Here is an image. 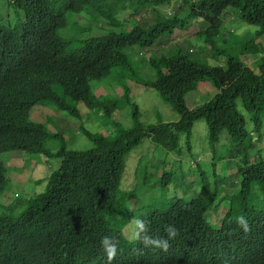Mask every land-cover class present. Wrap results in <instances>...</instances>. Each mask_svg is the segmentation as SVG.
<instances>
[{"label":"trees","instance_id":"trees-1","mask_svg":"<svg viewBox=\"0 0 264 264\" xmlns=\"http://www.w3.org/2000/svg\"><path fill=\"white\" fill-rule=\"evenodd\" d=\"M108 1L0 0V156L19 151L31 157L30 163L40 156L59 160L39 181L45 183L42 192L0 206V264H109L102 252L104 237L116 245L112 259H119L111 264H150L154 244L145 246L138 238L132 250L123 241L119 215L127 216L131 204L154 211L146 234L167 241L170 264H264V157L250 154L264 129V0H138L153 9L147 26L121 23L104 9ZM170 3L171 15L159 12ZM139 8H133V16ZM85 11L117 31L88 37L80 41L79 52L67 54L68 39L84 22L72 17L67 24L66 15ZM231 15L255 28L248 42L226 31L222 17ZM195 22L205 26L192 40L203 52L188 56L178 47L163 50L172 36L193 30ZM135 48L151 55L138 69L150 71L137 80L136 93L156 92L175 119L152 108L139 110L129 88L114 99L93 96L90 84L110 79L114 68L136 73L126 54ZM244 57L255 58V66H246ZM55 85L63 96L53 91ZM202 85L213 96L190 108L187 99ZM66 98L82 103L87 112L81 116ZM43 101L78 119L62 126L75 128L89 144L70 150L65 132L51 134L31 121L32 108ZM124 111L130 127L115 121ZM196 121L207 128L208 172L183 175L180 160L191 152ZM220 136L225 152L217 158L213 147ZM50 138L59 142L56 152L45 145ZM131 155L136 174L127 188L121 181ZM228 168L229 193L220 197ZM7 182L0 157V195ZM168 183L171 190L195 188L189 191L195 190L194 196L169 201V189L159 188ZM216 212L219 223L211 220ZM237 216L246 219L247 231L236 223ZM167 225L175 228L174 236L165 232Z\"/></svg>","mask_w":264,"mask_h":264},{"label":"rangeland","instance_id":"rangeland-1","mask_svg":"<svg viewBox=\"0 0 264 264\" xmlns=\"http://www.w3.org/2000/svg\"><path fill=\"white\" fill-rule=\"evenodd\" d=\"M134 4L136 6H134ZM137 7L139 8V13L136 16L132 15L133 8ZM104 9H107L113 16L117 18H122L120 21L121 23H124L125 21H134L136 23H139L143 26H147L149 24V21L153 19L154 13L152 7H146L143 6L141 3L138 4V0H110L107 4L104 5ZM156 10V9H155ZM159 12L165 15H171L173 12L172 9V3L161 6L158 8ZM232 13L233 11L227 10L226 13ZM234 13V12H233ZM95 14L90 11H85L84 14L81 13V15H74V14H67L66 20L67 24H70L72 17L75 18L76 21L79 19H82L84 23L79 25V28L74 31L71 34V40H69V47L67 48V54H74L79 52V49L81 47L82 40L92 37V36H101L103 34H107L112 31H117L112 26H106L105 20H97L94 22ZM224 20V26L226 31L229 34L233 35L234 37L242 42H248L251 38V34L255 28L248 27L247 25L238 22L237 18L233 15L227 16V18L222 17ZM197 22V21H196ZM195 22V23H196ZM193 23V30H189V33H183V34H175V36H172V39L169 43V46H162L164 47L163 50L167 51L169 47H172L173 50L175 48H180L184 53H186L188 56L194 54L195 52L204 51V47L202 45L196 44V42L192 41L195 39L194 34L197 33L198 29H203L205 26L200 23ZM132 26V24L130 25ZM60 36V32L58 34ZM224 38L227 37V34L224 33ZM264 36V35H263ZM191 38V39H190ZM264 39V37H263ZM206 50V48H205ZM125 52V51H124ZM126 54L129 55V62H130V69H133L136 71V73H131L129 69H117L114 68L112 70V75L109 78L102 80V81H94L91 83L90 88L93 95H100L104 94L108 97H112L114 95H119L120 90H123L124 88H129L130 91V98L133 103H135L139 110L147 108H152L156 112H162L167 113L166 116L168 117L170 113V107L164 106L160 100H158V95L154 91H149L146 94H138L136 93V88L139 87V84H137V80L145 79L148 77L149 69L146 68L145 70H138L143 62H145L151 55L147 54L146 52L139 51L138 49H132V52L129 50H126ZM245 65L253 68L255 65V58L251 57H244L242 58ZM202 62L206 63L204 59H202ZM207 60V59H206ZM217 61L221 62V58H218ZM207 64V63H206ZM208 65L212 66L210 61L208 60ZM204 86L208 85H202L199 86L196 93L192 96H190L186 104L193 108V105H198L207 100V98H210L213 96V93L209 90H205ZM53 91L60 97L62 95V91L59 86L55 85L53 86ZM154 99V100H153ZM67 100V104L69 106H76L75 103H72ZM162 105V106H161ZM156 106L158 108H156ZM77 108L81 112L84 107L82 103H78ZM144 111V110H143ZM84 114L86 113V110H83ZM174 119L176 116L172 114ZM29 118L31 121L39 122L40 124L44 125L48 132L51 134L54 133H62L65 132V135H68L66 133L67 130L64 129L62 126L63 124L71 123L74 121H78L76 118L69 117L65 112L62 110L57 109L54 103L50 101H43L39 103L37 106H34L30 112ZM150 119H152L151 116H149ZM116 122L122 123L124 127H130L131 125V119L126 115V111L122 112L116 117ZM172 121V120H167ZM90 128V124L88 125ZM251 131V130H250ZM221 138L223 136H220L219 145L217 144L213 148L215 156L218 158L225 152V149L220 144ZM252 138L256 140L259 138V134H253ZM193 145L196 144L200 148H203L205 145L206 148H203V150L207 149L208 140H207V128L206 124H204V121H196L193 125L192 129V142ZM199 143V144H197ZM89 142L81 137V135H77L75 140H69L66 142L67 148L70 150H80L84 146H87ZM46 146L51 147L52 152H56L60 145L59 142H55L53 139H48L45 143ZM192 148L195 150L194 153L198 156V161L201 162L200 158V152L199 150H196L197 146H193ZM220 147V151L216 150V147ZM252 151H250L251 156H254L255 154H261L264 157V129L262 130V133L260 134V142H254L253 143ZM261 152V153H260ZM208 150H206L203 153V156L205 157L208 155ZM1 161L6 168V174H7V185L5 187V190L0 195V206H7L8 203L11 201L12 204L17 205L18 203H21L24 199L29 198L33 196L34 194H37L41 192L45 186L43 184L38 183L39 180H42L43 178H47L48 175L55 170L59 165V160H47L43 158L42 156L38 157V161L34 160L30 163L29 159L31 157H28L27 155H24L20 153L19 151L14 152H7L1 154ZM22 157V160L20 159ZM25 158V161L23 159ZM46 160V161H45ZM209 160V159H208ZM223 162H220V165ZM219 165V166H220ZM233 167V164L232 166ZM218 168V167H217ZM232 174L230 172V168L226 171L225 177L221 178V185L224 188L225 191L220 195H224L228 191V185H230L229 176ZM130 183V177L126 176L124 179V185L126 187L132 186ZM194 196V192L188 193L185 196H183L184 199H188L190 197ZM11 204V205H12ZM226 205V202H225ZM3 209L0 207V214H3ZM217 214L211 215V220L215 221L216 223H219L221 220V216L219 215V212H216ZM133 239V237H130Z\"/></svg>","mask_w":264,"mask_h":264},{"label":"clouds","instance_id":"clouds-1","mask_svg":"<svg viewBox=\"0 0 264 264\" xmlns=\"http://www.w3.org/2000/svg\"><path fill=\"white\" fill-rule=\"evenodd\" d=\"M93 96L94 97H99V96L108 97L104 94L103 95L100 94L99 96L98 95H93ZM108 98L114 99L115 95L112 97H108ZM77 105L78 104H76V106H74V107L77 108ZM76 108H74V109H76ZM84 109L86 110V108H83L82 111L80 112L81 116L84 115V112H83ZM86 112H87V110H86ZM66 133L68 135H65V133H63L64 138H65V142H67L69 140H75L77 135H81V133L79 131H77L75 128L67 129ZM81 136H83V135H81ZM197 144H199V143H197ZM193 146H197V145L194 144ZM203 148H206V146L204 145ZM203 148H200L199 146H197V148H196V150H199V152H200L199 156L201 158V162H199L197 160L198 156L194 153L195 150L192 147H191L190 153H188L187 155H183V159L180 160V162L182 163V172L181 173L183 175H185V172L190 173L191 176L204 174L205 170H206V172H208V165L210 162V153H208V155H206L205 157L203 156V153L206 150H208V152H210V147L208 146L206 150H203ZM153 154L156 155V153H153ZM152 156H153L152 154L147 155V157H152ZM20 159L22 160V158H20ZM132 159H133L132 155L127 156V158H126V164L124 165L125 171H124L122 181H121L123 184H124V179L126 176H129L130 178L135 177V174H136L135 166L137 164H136V162L130 163ZM179 159H181V158H179ZM39 181H41V180H39ZM38 183H40V182H38ZM170 184H172V183H168V185L166 187L162 186V185H166V184H159L160 185L159 188L162 191L164 189H169L165 192V196L168 198L169 201L170 200L174 201V200H176L175 198L183 199V200L187 201V199H184L183 196H185L188 193H191L189 191L195 189V188H192L191 190L189 189V190H184V191L182 189H180V191L176 190V189L171 190L170 187L172 185H170ZM43 186H44V184H43ZM192 192H195V190ZM39 193H37V194H39ZM128 209H129V213L127 214V216L126 215H122V216L119 215V220H118V221H121L120 225L122 223L121 232H122V236H123V241L124 240L127 241L130 244L129 248H131L132 250L136 249V248H133V246H134V242L137 241L138 238L142 241V243L145 246H147L149 244H154V247L156 248L157 252L155 254V258L151 255L150 264H170L172 259L170 258L169 254L167 253V241H162L161 239L155 240L146 234V232H147L146 224L148 223L149 217H151V215L154 213V211L144 210L142 207V204L139 207H136V204H131V206ZM236 223L240 227H242L245 231H247L248 224H247L246 219L243 216H237L236 217ZM119 228H120V226H119ZM255 229H256V225H255ZM165 232L168 234L169 237H172L176 234L175 228L171 225L165 226ZM131 236L133 237V239L130 238ZM116 239L117 238L114 237L112 241H116ZM101 245L104 249L102 251L104 254V257L108 258V260L105 259L107 263L111 264V263H114L116 260L119 259V257L112 259L116 255V245L114 243H110L108 237H104L102 239ZM125 254H123V255H125ZM97 255H99V253ZM84 264H92V263H84Z\"/></svg>","mask_w":264,"mask_h":264}]
</instances>
